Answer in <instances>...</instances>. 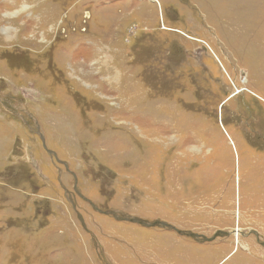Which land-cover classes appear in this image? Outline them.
Here are the masks:
<instances>
[{
    "label": "rangeland",
    "instance_id": "1",
    "mask_svg": "<svg viewBox=\"0 0 264 264\" xmlns=\"http://www.w3.org/2000/svg\"><path fill=\"white\" fill-rule=\"evenodd\" d=\"M262 147L264 0H0V264H264L151 226L254 224Z\"/></svg>",
    "mask_w": 264,
    "mask_h": 264
},
{
    "label": "crops",
    "instance_id": "2",
    "mask_svg": "<svg viewBox=\"0 0 264 264\" xmlns=\"http://www.w3.org/2000/svg\"><path fill=\"white\" fill-rule=\"evenodd\" d=\"M252 162H253L255 177L247 176V179L252 182L251 184L252 190L249 191L248 195H250L251 199H253L255 202L259 200L257 203L259 208L258 210H255L257 212L256 214L258 215V219L254 221V224H250L249 220L245 219L246 213L248 212H245L244 214L245 216H243L242 226L238 224L239 215L237 216L236 212L230 213L229 216L233 218L231 222L228 224L229 216L226 217V211L222 210L223 205H221L222 202L224 204V201L225 202L227 201V199H224V196L221 197L219 196V203L215 200H211L208 202V199L206 198V205L204 206L205 209L199 207H197L196 209H191L188 213L189 219L180 218L177 211L179 223L172 224L177 228L192 230L195 232L200 231L205 233L206 235H208V233H211L215 230H223L225 232H229V236H232L231 241L226 240L227 241L226 242L219 240L220 243L214 245H207L205 247V252L206 249L208 248L213 251L212 257L214 258L222 257V259H224L232 252V250L228 252L229 247L233 248L235 244H237L238 246H242L246 250V252H250L252 249L255 248L260 249V247L261 248L264 247L262 241V239H264V232L258 233L257 231V230L264 231V178L260 179L259 176L260 174L264 173V147L260 148L259 155L255 157V161ZM180 199L181 198L179 197L178 201H180ZM218 210L219 212H216ZM197 222H201L203 223V225L201 226ZM83 229L86 230V228ZM236 231L237 234H235ZM172 233L175 234L174 232ZM240 237H242V240H240ZM243 239H248L249 241ZM150 240L153 242H157L158 240L161 239L157 238ZM173 244L176 247V253H177L176 256H178V258H183L184 260H187V256H188V259H191V250H189L186 255L185 253L180 252L179 248H181L182 250H187L186 248L190 246V244L192 243H188L180 239H174ZM98 247H102L100 242L98 246H95L94 244L95 251L96 253L99 254ZM142 251L144 253V258L151 259L153 257L152 261L155 262L156 264H183V263H177L176 261L175 263L173 262L170 263L165 260L160 262L159 259L161 258V255L160 254L159 256L155 255L154 249L149 248L147 246L146 247L143 246V248L141 246L140 255H142ZM103 252L106 256V252L104 248H103ZM160 253L164 255L166 254V251H161ZM209 254L212 255V252L209 251ZM199 264H210V263H203V261H199Z\"/></svg>",
    "mask_w": 264,
    "mask_h": 264
},
{
    "label": "flooded vegetation",
    "instance_id": "3",
    "mask_svg": "<svg viewBox=\"0 0 264 264\" xmlns=\"http://www.w3.org/2000/svg\"><path fill=\"white\" fill-rule=\"evenodd\" d=\"M128 3H130V2H128ZM236 89H234V90L237 91V94H239L242 91L241 90L242 89L241 87H238L237 90ZM252 138H256L254 136V134H253V137ZM256 147H258V146H256ZM108 216H112V215H108ZM136 224H138V223H136ZM138 225H141V224H138ZM156 225H159V222L158 223H152L151 224L152 227H155ZM141 226L150 227V226H147V225H141ZM161 227H166V226H161ZM166 228H168V231H172V232H174L175 234H177L179 236L188 238L189 240L188 241H185V242L192 243V244L196 243V244L214 245V244H217V242H219L218 238L219 239L220 238H224L225 237L224 235H226V236H227V234L229 235V233H227L225 231H222V230L217 231L220 234H216L215 233L216 230H215V231H213L211 233H208V235L205 234L203 236V235L198 234L197 232L192 231V230H186V229H181V228L180 229H177L175 226H172V225H169V227H166Z\"/></svg>",
    "mask_w": 264,
    "mask_h": 264
},
{
    "label": "water",
    "instance_id": "4",
    "mask_svg": "<svg viewBox=\"0 0 264 264\" xmlns=\"http://www.w3.org/2000/svg\"><path fill=\"white\" fill-rule=\"evenodd\" d=\"M93 208H94L96 211H98V212H100V213H102V214H105V215H112L113 217L118 218V219H120V220H126V221H129V222H131V223H138V224H141V225H148V223H146L145 221H142V220H140V219H138V218H134V217H125V216H123V217L120 218V217H118L117 214H115L114 212H110V211H102V210L96 208L95 206H93ZM159 225L169 227V225H167V224L164 223V222H159Z\"/></svg>",
    "mask_w": 264,
    "mask_h": 264
}]
</instances>
